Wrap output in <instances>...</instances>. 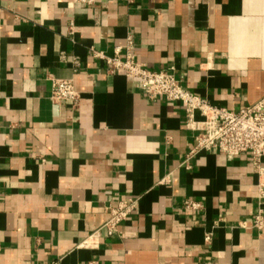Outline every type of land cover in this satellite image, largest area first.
Wrapping results in <instances>:
<instances>
[{
	"label": "crops",
	"instance_id": "0c3cea01",
	"mask_svg": "<svg viewBox=\"0 0 264 264\" xmlns=\"http://www.w3.org/2000/svg\"><path fill=\"white\" fill-rule=\"evenodd\" d=\"M128 34L137 61L211 105L264 96V0H0V264H264V228L240 226L258 208L249 155L182 166L184 110L92 57ZM48 75L73 79L77 109L50 100ZM127 197L137 208L108 236L106 208Z\"/></svg>",
	"mask_w": 264,
	"mask_h": 264
},
{
	"label": "built area",
	"instance_id": "2783aa9c",
	"mask_svg": "<svg viewBox=\"0 0 264 264\" xmlns=\"http://www.w3.org/2000/svg\"><path fill=\"white\" fill-rule=\"evenodd\" d=\"M75 4L93 7L97 0H72ZM74 23L69 22L67 31L73 34ZM112 55L91 48V55L104 65L105 72L112 74L121 72L132 81L136 90L145 94L150 100L164 97L179 105L185 113L184 126L196 132L195 144L186 154L182 166H188L189 160L200 152L223 153L229 159L247 153L254 172L257 175L258 208L249 224L242 222L241 227L262 230L264 228V96L257 102L240 108L229 110L211 105L205 98L195 95L184 88L174 74L173 68L154 70L136 60L135 45L128 34L122 45L112 49ZM64 59V55L61 54ZM73 72L79 71V60L72 61ZM51 82L50 100L57 105L69 104L77 109L80 105V94L75 88L72 78L64 79L48 75ZM200 118L197 119L195 114ZM138 198L127 197L109 204L106 208L108 217L102 228L108 236L118 232V228L137 208ZM184 210L200 212L203 203L199 200L186 199L182 205ZM94 236L90 234L86 239ZM211 232L204 234V243L211 241ZM96 264V262H90Z\"/></svg>",
	"mask_w": 264,
	"mask_h": 264
}]
</instances>
